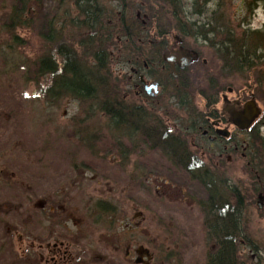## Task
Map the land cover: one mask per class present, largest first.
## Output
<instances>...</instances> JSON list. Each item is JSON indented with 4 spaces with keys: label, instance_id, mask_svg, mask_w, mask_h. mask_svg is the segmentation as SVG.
<instances>
[{
    "label": "rangeland",
    "instance_id": "obj_1",
    "mask_svg": "<svg viewBox=\"0 0 264 264\" xmlns=\"http://www.w3.org/2000/svg\"><path fill=\"white\" fill-rule=\"evenodd\" d=\"M10 1L0 0V264H206L214 244L206 236L198 205L206 197L203 187L159 151L142 149L140 145L129 148L134 151L128 154H119L106 129L107 120L95 107L71 97L48 95L50 76L39 75L32 66L36 56L45 53L43 38L38 35L40 30L42 33L45 30L44 22L17 29L25 43L11 46L4 26V9ZM129 1L133 6L141 3V0ZM186 1L188 11L202 8V0ZM101 2L109 11L113 5L110 16L114 17L119 0ZM41 3L38 9L44 20L53 15L56 5L53 0H41ZM209 7L214 11L209 17L219 20L222 14L239 30L263 28L264 0H212ZM135 10L130 8L129 14L132 16ZM140 11L137 17L144 20V9ZM191 19L206 18L192 15ZM199 24L184 36L186 45L198 49L201 58L208 61L195 71V76L201 78L200 74L208 69L209 84L213 79L218 80L219 70L220 106L226 108L236 98L237 89L252 83V76L248 77L244 71L224 69L213 46L223 36L207 33L205 40L200 33L208 26ZM210 26L219 28V21H213ZM152 31L147 28L145 32ZM174 32L179 36L176 29ZM66 40L76 45L73 38L68 36ZM138 42L139 46L137 43L131 47L132 43L119 41L118 46L112 43L108 47L111 74L118 79L125 102L144 103L165 124L188 120L187 111L170 104L173 98L170 101L167 94L172 90L171 83L162 71L160 56L153 51L155 46L150 45L154 41L149 45L142 40ZM134 47L137 49L131 50ZM137 52L142 53L140 60L136 59ZM86 54L80 55L88 58ZM143 62L147 67L144 68ZM132 67H138L148 79L161 82L164 89L160 88L157 98L144 101L135 94L136 88L127 89L126 80ZM251 100L255 108L264 110L261 102ZM205 103L199 95L193 100L199 110L204 109ZM98 126L104 133L101 140L90 135L94 134L95 138ZM221 127L227 128L231 135L236 132L233 137L240 143L246 138V133L237 130L230 120ZM168 129L173 132L172 126ZM260 131L264 139V126ZM187 137L190 150L202 163L200 168L228 176L240 188L257 185L255 169L251 163L247 164L251 153L246 151L243 157L241 148L233 151L231 139L221 143L228 147L220 152V146L216 157L211 153L203 155L195 133ZM191 141L198 147L192 146ZM258 187L260 190L249 200L246 217L248 233L264 248V197L262 207L257 206L258 193L264 196V178ZM98 199L116 206V212L107 220L95 221L93 208ZM260 253L264 264V250ZM242 254L255 257L254 251L247 247H243Z\"/></svg>",
    "mask_w": 264,
    "mask_h": 264
},
{
    "label": "trees",
    "instance_id": "obj_2",
    "mask_svg": "<svg viewBox=\"0 0 264 264\" xmlns=\"http://www.w3.org/2000/svg\"><path fill=\"white\" fill-rule=\"evenodd\" d=\"M53 1L56 5L55 12L50 17H44V20H41V10L38 9L42 4L41 0H11L4 9V26L6 33L10 35L11 46L25 43L24 38L16 32L17 29L34 27L39 21L44 22L45 30L43 33L40 30L38 35L43 38L42 48L44 47L45 53H39L32 66L39 75L50 76L48 95L71 97L91 106L90 108L95 107L107 120L106 129L119 154H128L134 151L129 148L135 149L142 145V149L159 151L187 171L190 178L198 181L206 192V197L199 200L198 205L203 213L206 236L214 244L213 250L207 255L206 264H261L263 255L260 252L264 248L248 233L246 211L251 196L260 190L258 182H263L264 178V139L259 132V128L264 126V110L257 123L247 132L246 151L251 153L250 166L255 169L253 176L257 185L253 184L251 189L240 188L230 177L221 174L218 176L199 167L202 165L200 159L187 149L185 128H196L195 125L186 126L187 119H178L180 130L172 132L161 116L151 108L148 110L144 104L129 105L125 102L118 79L111 74L108 47L112 43L113 46H118L119 41L130 42L131 47L137 43L139 46L138 40L146 42L145 45L154 41L150 45L155 46L153 51L162 61L165 40L177 36L174 34L175 29L178 37L184 39V36L191 34L189 29L194 28L196 23H200V27L207 25L208 28L200 33L205 40L207 33L223 36L222 40L213 43L221 57L222 67L230 71H244L248 77L252 76L250 84L253 85V97L264 105V24L261 29L239 30L238 27L231 26V20L222 14H219V20H214L209 17L214 12L209 7L212 0H202V8L198 11H188L186 0H141V3L134 6L129 0H119L114 17L110 16L113 5L109 11L105 4H101L102 0ZM130 8L136 9L132 16L129 14ZM142 8L145 12L144 20L136 15ZM74 10L76 13H73ZM192 15L204 16L206 19L192 20ZM213 21H219V28L210 26ZM146 26L153 29L151 34L145 32ZM66 30L71 33L67 34ZM170 34L174 35L170 37ZM68 36L76 40V45L67 43ZM135 47L131 50L135 51ZM85 52L88 58L80 55ZM137 54L140 60L142 53ZM145 62L148 63V60ZM207 70L200 74L201 78L197 77L199 82L196 83L184 81L182 77H169L172 89L167 94L169 100L172 97L173 105L187 111L189 117L195 116L198 111L193 104L196 94L208 104L213 102L211 83L207 82ZM211 78L213 79L212 76ZM168 112L165 114L170 116ZM88 131L89 129L87 133ZM103 134L99 126L95 138L90 133L95 140H101ZM115 212L116 206L108 200L98 199L94 203L95 221L100 218L107 220ZM243 247L254 251V259L242 254Z\"/></svg>",
    "mask_w": 264,
    "mask_h": 264
},
{
    "label": "flooded vegetation",
    "instance_id": "obj_3",
    "mask_svg": "<svg viewBox=\"0 0 264 264\" xmlns=\"http://www.w3.org/2000/svg\"><path fill=\"white\" fill-rule=\"evenodd\" d=\"M136 15L138 16V13ZM189 52H194L193 54L194 58H191L188 55ZM138 58L139 57L136 56L137 60ZM161 58H162V61L160 59L161 68L162 71L167 75L168 82H170V78L178 79L181 77L184 81L187 80L189 83L199 82L197 76H195L196 74L195 71L199 70L198 68L200 67L203 68L202 66L207 65L208 63L207 59L201 58L198 49L189 48L186 45L185 40L178 36H175L173 39L167 38L165 40V44L163 45V49L161 53ZM143 64H144V68L147 67V64L145 62H143ZM173 70L175 71V76L172 75ZM131 71L132 73L130 74V76H128L126 82L127 89L131 90V86L136 88L134 89L135 94L137 95V97H142L144 101L149 100V97L152 98L155 97V95L157 94L154 95L149 94V91H151L152 89L151 90L146 89L144 83L141 82V76H143V80L146 86L152 82H156L158 84V92L160 88L164 89L160 81L154 79H148L147 78L148 75H146L139 68L132 67ZM216 78L218 80L213 79L210 90L213 102H211L210 104L206 102L204 104V109L201 110L197 109V107L195 106V109L198 111L194 114L195 116L190 117L188 119V122L189 125H195L196 128L194 130H191L186 127L185 130H187V133L184 135V137L188 138L187 136L189 134L195 133L196 138L198 137L200 140L199 147L202 150L203 155L205 153H211L212 156H216V157H219V148L221 146V143L224 140L227 141L231 139L230 148L233 151H238L239 148H241L242 149L241 155L245 157L246 146H247V132L250 130V127L252 125H255L257 123V120L261 113V110L259 111L258 108H256V111H252V112L250 111L251 113L249 114L246 113L247 107L250 106L251 103L254 104L253 100H251V99H255L253 97V85L252 84L248 86L245 85L243 86L242 89H237L236 92L238 94L236 95V98L233 100V103L231 105H227L226 108H224L223 106H220L219 95L221 91L219 90V70L217 71ZM127 94L128 92L126 93V95ZM240 102H243L242 107L240 109L239 108L237 109V106ZM143 104H138V105H143ZM246 119H249L247 124H245ZM229 120L232 121L233 125L237 128V130L246 133V138L241 139L242 140L241 143L238 139H235V137H233V135H235L236 132H232L231 135V132L227 128L221 127V124L223 122L228 123ZM166 126L168 128L172 126L173 131L174 129L180 130L178 122H173V123L168 122L166 123ZM219 129H227L229 131V134L225 136L219 133ZM260 130L261 127L259 128V132L261 134ZM192 146H194L195 148L198 147L197 143H192ZM227 147L228 145L223 144L221 146V149H225ZM187 149L191 154L193 153V151L190 150L191 144L188 142V139H187ZM247 164H250V162H247ZM204 170L207 171L209 170L212 172V170L207 168H204Z\"/></svg>",
    "mask_w": 264,
    "mask_h": 264
},
{
    "label": "water",
    "instance_id": "obj_4",
    "mask_svg": "<svg viewBox=\"0 0 264 264\" xmlns=\"http://www.w3.org/2000/svg\"><path fill=\"white\" fill-rule=\"evenodd\" d=\"M193 54H194V52H189L188 53V55L191 57V58H194V56H193ZM172 75L173 76H175V71L173 70L172 71ZM141 82L142 83H144V85H145V87H146V89L148 90V89H152L151 91H149V94L150 95H154V94H157L158 93V84L156 83V82H152V83H150V84H148L147 86H146V84H145V82H144V80H143V76H141ZM248 121H249V119H246L245 120V124H247L248 123ZM219 133H221V134H223V135H228L229 134V131L227 130V129H219ZM263 193H259L258 194V201H257V206H258V208H261L262 206H261V202L263 201Z\"/></svg>",
    "mask_w": 264,
    "mask_h": 264
},
{
    "label": "bare ground",
    "instance_id": "obj_5",
    "mask_svg": "<svg viewBox=\"0 0 264 264\" xmlns=\"http://www.w3.org/2000/svg\"><path fill=\"white\" fill-rule=\"evenodd\" d=\"M252 111H256V108L254 107V105L251 103V105L250 106H248L247 107V109H246V113H251Z\"/></svg>",
    "mask_w": 264,
    "mask_h": 264
}]
</instances>
